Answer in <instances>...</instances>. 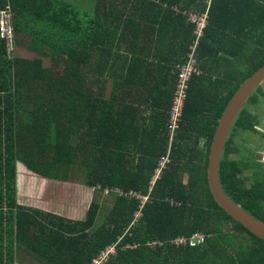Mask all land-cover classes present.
Returning a JSON list of instances; mask_svg holds the SVG:
<instances>
[{
    "label": "trees",
    "instance_id": "16d2710c",
    "mask_svg": "<svg viewBox=\"0 0 264 264\" xmlns=\"http://www.w3.org/2000/svg\"><path fill=\"white\" fill-rule=\"evenodd\" d=\"M88 1L0 0V11L12 9L10 38L0 31V264H93L114 245L106 264H264V241L217 205L206 179L222 112L264 65V0H93L86 8ZM189 13L208 15L196 54L202 72L191 79L169 162L135 222L137 199L104 191L148 192L168 147L177 66L194 41ZM262 86L247 102L258 105ZM258 126L243 108L219 183L264 223L262 152L251 150L249 163L232 156L234 133L258 134ZM17 163L93 188L85 218L18 205ZM197 231L206 236L201 246L173 244Z\"/></svg>",
    "mask_w": 264,
    "mask_h": 264
},
{
    "label": "rangeland",
    "instance_id": "374dc122",
    "mask_svg": "<svg viewBox=\"0 0 264 264\" xmlns=\"http://www.w3.org/2000/svg\"><path fill=\"white\" fill-rule=\"evenodd\" d=\"M92 4H93V0H89L88 5L87 3H84L83 6H85L86 8H90ZM25 56L32 58L33 54L26 53ZM108 92L109 90L107 91V93ZM256 99H258L257 106L253 105L252 103L246 102L243 108L247 109L250 113L257 115L259 120V126L257 127L258 134L257 133L254 134L249 131L240 132L239 130H237L233 135V143L234 146L238 148L237 149L238 152L236 154H233L232 156L236 158H241V160L243 158V161L245 163H249L248 155L251 154L250 153L251 150H254L255 154L257 152L259 153L262 152V160L264 161V150L262 149L264 148V97L257 95ZM232 132H233V128L230 132V135L232 134ZM249 174L250 172L248 171L243 172L244 176ZM20 175L21 176L19 177V183L22 184V187L19 188L21 192L20 193L21 203H24L28 207L31 206L32 208H36V209H38L37 207H40L41 209H46V211H53V212L60 211V213L63 216L71 220H81L86 216L83 215V213L85 214L86 209L80 207L81 202L80 205H78L77 203L78 191H76V189H78L79 187H85L83 183L77 181L76 182L71 181L68 183L55 182L52 180L50 181L49 179H44L34 174H27L26 171L24 173L21 172ZM36 184L40 188L36 193H30L29 191L25 190V189H30L31 187L28 188V186L31 185L35 187ZM23 185H26V187H24ZM44 187H46L47 190ZM54 187H58L56 188L55 193L53 192ZM62 187H68L69 188L68 190L70 192L68 190H65V188L63 189ZM148 188L151 189L152 187H148ZM41 189H45L46 193H42ZM49 193L56 194V197H59L56 199L57 201L55 199H51L50 196L48 195ZM143 196H147V195H143ZM144 199H147L145 202L146 204L148 202V196L147 198ZM47 200L50 201V206L49 204H47L49 203ZM67 205H71V208H69ZM137 205L139 206L141 205L140 200L137 201ZM137 212H139V217H140L141 211L137 209L136 213ZM136 213L134 217L135 222L139 218V217L136 218ZM16 264H32V263H27L25 261H21L20 259H18Z\"/></svg>",
    "mask_w": 264,
    "mask_h": 264
},
{
    "label": "built area",
    "instance_id": "2783aa9c",
    "mask_svg": "<svg viewBox=\"0 0 264 264\" xmlns=\"http://www.w3.org/2000/svg\"><path fill=\"white\" fill-rule=\"evenodd\" d=\"M208 15L207 13L194 14L189 13L188 20L195 25L194 28V41L191 45V50L187 55V59L182 66H180V71L177 73L176 79V89L174 90L172 102L170 109L168 111V122H167V133L168 137V147L164 154H161L158 158L157 165L153 171V176L150 181V185L153 186L155 181L161 176L162 170H164L169 162V151H170V143L173 140V135L180 128L183 119V113L185 108V103L188 96L189 91V83L191 82L192 77L195 74H200V70L197 67V46L199 42L203 39L205 34V29L208 24ZM11 20H12V9L8 5L5 9L0 11V31L4 36H11ZM120 195L126 197H135L141 201V205H138V209L141 211L146 202L147 196L141 195V193L137 191H130L129 193H123L122 191H118ZM108 194L109 191H106ZM149 199V196H148ZM139 217V212L136 213V218ZM206 240V236L203 232H195L190 237H177L173 240V244L176 246H189L191 248H195L204 244ZM116 247L111 246L105 249L100 257L93 264H106L110 258V255L115 254Z\"/></svg>",
    "mask_w": 264,
    "mask_h": 264
},
{
    "label": "water",
    "instance_id": "95a60500",
    "mask_svg": "<svg viewBox=\"0 0 264 264\" xmlns=\"http://www.w3.org/2000/svg\"><path fill=\"white\" fill-rule=\"evenodd\" d=\"M264 83V65L242 82L228 101L214 130L208 151L206 179L208 189L217 205L247 231L264 241V223L234 203L219 183V166L224 145L245 103L254 91Z\"/></svg>",
    "mask_w": 264,
    "mask_h": 264
},
{
    "label": "crops",
    "instance_id": "0c3cea01",
    "mask_svg": "<svg viewBox=\"0 0 264 264\" xmlns=\"http://www.w3.org/2000/svg\"><path fill=\"white\" fill-rule=\"evenodd\" d=\"M27 172V174H34V173H32V172H28V170L21 164V163H17V165H16V173H17V178H16V203L18 204V205H20V206H25V207H28L26 204H24V203H21V199H20V197H21V192H20V187H22V184H20L19 183V177L21 176L20 175V173L21 172ZM34 175H37V174H34ZM37 176H39V175H37ZM25 177H27V176H25ZM39 177H41V176H39ZM42 178V177H41ZM51 181V180H50ZM52 181H54V180H52ZM55 182H59V181H55ZM24 187H26V185H23ZM31 187V188H30ZM28 188H30V189H25V190H27V191H29L30 193H36L40 188L38 187V185L36 184L35 185V187L33 186V185H31V186H28ZM43 188V187H42ZM46 190H47V188L46 187H44ZM56 188H58V187H54V189H53V192L55 193V191H56ZM63 189L65 188V190H68L69 188L68 187H62ZM45 189H41V192L42 193H46V190ZM71 189V188H70ZM91 189H92V191H91ZM69 191V190H68ZM76 191H78V195H77V203H78V205H80V202H81V205H80V207H83V208H85L86 210V212H85V214L83 213V215H86V213H87V210H88V208H89V206H90V204H91V201H92V199H93V197H94V189L93 188H90V187H79L78 189H76ZM106 191H109V193L108 194H111V195H115V196H117V197H126V196H122V195H120V193L118 192V191H122L123 193H125V191L123 190V189H121V188H119V187H115V188H112V189H106L105 191H104V195L105 196H107L108 194L106 193ZM130 191H136V190H130ZM70 192V191H69ZM137 192H139V191H137ZM139 193H141V192H139ZM49 196H50V198L51 199H57V198H59V197H56V194H48ZM56 197V198H55ZM45 199V198H44ZM48 201V200H47ZM57 201V200H56ZM49 203H47V204H49V206H50V201H48ZM76 203V204H77ZM72 205V204H71ZM71 205H67L69 208H71ZM41 206H43V205H41ZM29 207H31V206H29ZM32 208V207H31ZM38 208V210H41V211H44V212H50V213H53V214H58V215H62L61 213H60V211H46V209H41L40 207H37ZM36 209V208H35ZM63 216V215H62ZM85 218V217H84ZM83 218V219H84Z\"/></svg>",
    "mask_w": 264,
    "mask_h": 264
},
{
    "label": "clouds",
    "instance_id": "9594fccd",
    "mask_svg": "<svg viewBox=\"0 0 264 264\" xmlns=\"http://www.w3.org/2000/svg\"><path fill=\"white\" fill-rule=\"evenodd\" d=\"M197 54V53H196ZM196 57H197V55H196ZM177 67H180V66H177ZM197 67L199 68V66H198V60H197ZM200 70V69H199ZM201 71V70H200ZM202 72V71H201ZM201 72H200V74H201ZM195 75H197V74H195ZM199 75V74H198ZM176 85V84H175ZM189 85H190V83H189ZM189 89H190V86H189ZM189 92V91H188ZM187 98H188V96H187ZM187 101V100H186ZM185 105H186V103H185ZM183 120V119H182ZM152 176H153V174L151 175V177H150V180H149V187H152L153 188V186L155 185V183H156V181L160 178H158L156 181H155V183L153 184V186H151L150 185V181H151V178H152ZM152 188L151 189H149L148 188V192H147V194H143V195H148L149 197H150V192L152 191ZM142 194V193H141ZM149 200V199H148Z\"/></svg>",
    "mask_w": 264,
    "mask_h": 264
}]
</instances>
